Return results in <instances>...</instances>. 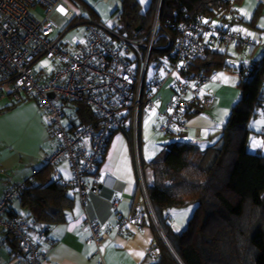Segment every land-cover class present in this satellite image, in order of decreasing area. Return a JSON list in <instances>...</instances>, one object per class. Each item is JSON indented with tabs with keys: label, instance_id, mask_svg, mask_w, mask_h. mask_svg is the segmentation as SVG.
Returning <instances> with one entry per match:
<instances>
[{
	"label": "built area",
	"instance_id": "built-area-1",
	"mask_svg": "<svg viewBox=\"0 0 264 264\" xmlns=\"http://www.w3.org/2000/svg\"><path fill=\"white\" fill-rule=\"evenodd\" d=\"M226 2L229 8L233 7V0ZM162 3L163 0H156L152 23L145 35L126 36L117 28H108L90 15H83L88 11L76 0H0V99L16 102L33 98L49 113L53 137L58 144L44 158V163L54 166L67 159L73 175L70 183L75 186L83 208L90 191L86 178L95 183L91 191L107 200L118 220L119 233L128 224H134L138 230L144 229L146 224L140 214L120 213L121 199L116 194L120 195L121 191L107 185L106 179L100 181L96 167L113 132L129 136L138 189L151 222L166 243L148 200L142 173V113L153 106L157 91L169 80L172 99L161 131L165 134L172 130L182 132L185 111H193V105L204 110L213 100L209 96H200V89L208 78L188 71V63L203 53V42L209 39L223 44L234 43L244 49H251L256 43L234 29L195 21L178 23L173 36L160 34ZM59 9H63L60 12L68 25L76 22L75 25L85 26V43L78 45L77 51L61 44L68 27L59 33L55 31L52 16ZM160 36L167 39L170 52L154 58L152 54ZM42 57L55 63L50 73L34 70ZM151 62L154 63L152 75L146 81ZM251 64V60L234 61L227 70L246 75ZM161 69L163 76L159 75ZM79 105L91 108L96 120L69 130V125L64 126L62 122L64 112L72 113ZM260 136L264 143V127ZM24 188L25 182L9 185L0 195V231L14 243L11 259L0 261V264H42L46 258L34 237L48 241V227L39 226L25 216L9 215L12 201ZM84 225L100 256L98 264H102L100 249L106 234L101 231L100 222L89 219L85 213ZM147 254L155 258L158 255L156 245L149 247Z\"/></svg>",
	"mask_w": 264,
	"mask_h": 264
},
{
	"label": "trees",
	"instance_id": "trees-1",
	"mask_svg": "<svg viewBox=\"0 0 264 264\" xmlns=\"http://www.w3.org/2000/svg\"><path fill=\"white\" fill-rule=\"evenodd\" d=\"M233 1L229 8L226 0H163L160 34L173 36L178 23L189 21L232 29L233 24L243 22L235 7L241 0ZM155 3L151 0L142 13L138 0H121L120 8L113 12L121 24L119 33L145 35ZM256 22L254 15L244 24L255 28ZM203 43V53L188 63V71L208 78L216 71L227 70L230 62L227 51L220 50L223 43L209 39ZM261 47V56L249 59L252 64L248 74L238 75L240 97L216 139L210 136L205 146L170 141L154 159L142 163L148 200L166 241L156 233L158 255L151 264H264V153L247 148L249 122L264 111V44ZM169 52L167 39L160 36L153 57H164ZM200 111L193 105V111H185L184 116ZM72 114L69 130L96 120L86 105L77 106ZM49 127L53 131L52 124ZM180 133L172 130L167 135ZM49 167L26 180L25 188L12 201L27 210L25 217L39 226L66 222V211L74 205L69 184L51 179ZM188 206H193V212L186 227L175 231L169 222L170 210ZM9 209L10 216L18 215L11 212V205ZM150 226L156 231L152 222Z\"/></svg>",
	"mask_w": 264,
	"mask_h": 264
},
{
	"label": "crops",
	"instance_id": "crops-1",
	"mask_svg": "<svg viewBox=\"0 0 264 264\" xmlns=\"http://www.w3.org/2000/svg\"><path fill=\"white\" fill-rule=\"evenodd\" d=\"M76 1L84 5L87 11H90L91 17L98 21L103 19L101 11H104L105 7L111 9L116 6L118 8V2H121V0ZM257 5L262 16L260 19L258 17L255 28L245 24L254 30L253 37L234 29L258 40V44L251 48V54H255L256 48L261 49L264 44V26H262L264 25V0ZM78 45L73 51L78 50ZM237 82L238 74L228 70L216 71L208 77L207 83L200 89V96L211 97L212 103L208 108L186 118L185 128L179 134L184 135L183 140L205 146L210 136L216 139L240 97ZM171 99L170 81L166 80L157 91L153 106L146 109L141 116L142 149L143 144L148 141V143H154L157 150L162 145L158 136H170L162 132L161 127L167 118ZM11 103L10 99H0V195L9 185L33 179L34 174L46 166L44 158L51 154L58 144L49 127L51 124L49 113L43 110L35 99L14 105ZM258 117L263 120L258 121ZM251 120L249 122L250 131L247 135V148L250 152H262L261 144L264 145V143L260 139V130L264 127V111L259 112ZM170 141L178 140L172 137ZM159 151L151 160L157 156ZM149 154L152 157L151 152ZM142 161L143 163L149 162L144 158ZM48 172L51 179H61L69 184V194L74 198V205L66 211V222L40 225L48 227L46 231L48 241L34 237L39 250L44 251L46 255L42 264H98L100 256L84 225V213L89 219L99 221L101 231L106 234L100 249L102 264H151L153 262V258L147 254V251L149 247L156 245L158 231L150 226L151 221L147 214L146 204L138 189V177L133 164L131 143L125 135L119 132L111 134L106 150L97 164L96 173L100 181L106 179L109 183H106L107 185H112L121 191L120 195L116 194L121 199L119 204L121 214L137 213L143 217L146 225L142 230H138L134 224H128L123 232L119 233L115 212L107 200L93 194L91 190L95 183L89 178L86 179L90 191L83 208L75 186L70 183L73 175L67 159L57 162ZM11 212L18 214L17 216L28 214L27 210L19 207L17 201L12 202ZM13 247V241L5 238L3 232L0 231L1 262L11 259Z\"/></svg>",
	"mask_w": 264,
	"mask_h": 264
},
{
	"label": "rangeland",
	"instance_id": "rangeland-1",
	"mask_svg": "<svg viewBox=\"0 0 264 264\" xmlns=\"http://www.w3.org/2000/svg\"><path fill=\"white\" fill-rule=\"evenodd\" d=\"M138 1L140 3V11L142 13L145 12V10L148 8L151 0H146V2L143 4L140 2V0H138ZM120 4H121V2L119 1L118 5H117L118 8L116 6H114L111 9H110V7H105L104 11H101V15L103 17V19H101L102 22L101 21H99V22L108 28L120 27L121 24L117 21V19L115 17H113V14H112L115 10L120 8ZM236 10L238 11L239 17L243 20V22L235 23V24H233V26L231 28L236 29V30H240L243 33H246V34L252 36L254 30L250 29L248 26H246L243 23H244V21H251V19L254 15L257 16V19H258V17H259V19L261 18L262 15L258 10L257 3L255 2V0H243L242 3L239 2L236 4ZM83 15H85V16L90 15L91 16V13L89 11L88 13H86V12L83 13ZM52 21L55 25L56 33H59L64 28L68 27L67 32L62 37L61 44L65 45V47H68L69 50L75 49L78 44L83 45L85 43V37H84L85 26L84 25H75L76 22H72L70 25H68V20L64 18V16L61 14V12L59 10L53 14ZM251 40L254 43L258 44V40L256 41V39H252V38H251ZM263 42H264V38H263ZM224 49L227 51L228 61L230 63H232L234 61L243 62V60L244 61L249 60L251 57L255 56L256 58H258L261 56V49H259V48H256L255 54H251L250 53L251 49H239V50H237V47L234 43L220 45V50H224ZM153 65H154V63L151 62L147 76H146V81H148L151 78ZM54 67H55V63L52 60H49L46 57H42L34 66V70L38 73L39 69H43V70H45L46 73H50ZM222 72H224V70H222ZM159 75L163 76V69L159 70ZM63 116H64L63 120H62L63 125L68 126V122H69L70 118H72L73 114L71 112H64ZM257 120L260 121V120H263V118L258 117ZM158 137L162 141V143H160L162 145L169 142L172 137L176 138L178 141H185V140H183L184 135H175V136L159 135ZM151 143L152 142L148 143V141H147L145 144H143L142 159L144 158L147 161L151 160V158H153L155 156V154L162 148V145H160V147H158V149L156 150L155 144L154 143L151 144ZM261 149H262V153H264V145H262V144H261ZM149 152H151L152 157H150ZM50 168H52V166L49 167V169ZM192 212H193V206H188V207L182 208V209H176V208L171 209L169 222H170V225L172 226V228L175 231L183 230L186 227V224H187L189 218L191 217ZM180 213H186V215L181 216ZM177 229H179V230H177Z\"/></svg>",
	"mask_w": 264,
	"mask_h": 264
},
{
	"label": "snow or ice",
	"instance_id": "snow-or-ice-1",
	"mask_svg": "<svg viewBox=\"0 0 264 264\" xmlns=\"http://www.w3.org/2000/svg\"><path fill=\"white\" fill-rule=\"evenodd\" d=\"M140 2L143 4L146 2V0H140ZM59 11H63V9H59ZM262 26H264V25H262ZM224 115H227V113H224ZM180 215L184 216V215H186V213H180ZM177 230H179V229H177ZM140 255H142V253Z\"/></svg>",
	"mask_w": 264,
	"mask_h": 264
},
{
	"label": "water",
	"instance_id": "water-1",
	"mask_svg": "<svg viewBox=\"0 0 264 264\" xmlns=\"http://www.w3.org/2000/svg\"><path fill=\"white\" fill-rule=\"evenodd\" d=\"M126 190H128V188H126Z\"/></svg>",
	"mask_w": 264,
	"mask_h": 264
},
{
	"label": "clouds",
	"instance_id": "clouds-1",
	"mask_svg": "<svg viewBox=\"0 0 264 264\" xmlns=\"http://www.w3.org/2000/svg\"><path fill=\"white\" fill-rule=\"evenodd\" d=\"M153 258V257H152Z\"/></svg>",
	"mask_w": 264,
	"mask_h": 264
}]
</instances>
